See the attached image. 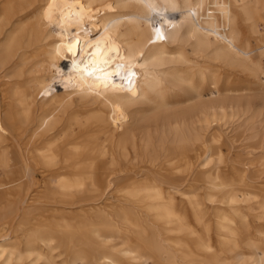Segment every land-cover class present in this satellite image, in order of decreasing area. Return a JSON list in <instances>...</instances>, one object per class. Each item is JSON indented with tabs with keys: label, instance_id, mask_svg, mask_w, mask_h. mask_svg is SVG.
<instances>
[{
	"label": "bare ground",
	"instance_id": "bare-ground-1",
	"mask_svg": "<svg viewBox=\"0 0 264 264\" xmlns=\"http://www.w3.org/2000/svg\"><path fill=\"white\" fill-rule=\"evenodd\" d=\"M261 5L0 0V185L15 223L53 209L0 264H264Z\"/></svg>",
	"mask_w": 264,
	"mask_h": 264
},
{
	"label": "rangeland",
	"instance_id": "rangeland-1",
	"mask_svg": "<svg viewBox=\"0 0 264 264\" xmlns=\"http://www.w3.org/2000/svg\"><path fill=\"white\" fill-rule=\"evenodd\" d=\"M258 11L264 15V5L262 6H258ZM262 10V11H261ZM236 13L238 12L237 9L235 10ZM238 24L240 25L241 22L240 20L238 19ZM243 27V26H241ZM262 28H263V25L262 24H258V27L256 28V34H253V33H248V32H245V40L248 41L249 45L251 46V49L253 48H256L255 44H254V40L255 39H259L263 37V33H262ZM247 36V37H246ZM258 52H256V54L254 55L256 59H258ZM261 66L262 68L264 69V56L261 57ZM5 81V79H4ZM238 82L241 83V84H245L247 83L246 81V78L245 76H240L239 79H238ZM0 84H3V82H0ZM58 87L60 89H62V87L60 85H58ZM255 88V87H254ZM256 89V88H255ZM253 98L255 99L254 101H256V103H259V104H262V106H264V92L261 93V92H257V91H254L253 94H252ZM259 98V99H258ZM78 106H74L71 107L70 109H67L66 107H61V106H58L56 107L55 110H53L52 112H54L53 114H57L59 116H62L66 113H70L71 110H75ZM261 120V119H260ZM262 125V126H261ZM263 127V128H262ZM257 128L259 130H263L264 129V122L263 121H260L259 124L257 125ZM28 139L27 136L24 137V141L26 142ZM2 148L4 149H7V150H11L10 147L11 145H9L8 143H3L2 145ZM25 149L27 150V152L29 153L28 155V158L30 160H33L35 158L36 155L39 154V151L37 149H39L38 147H34L32 148V146H27L25 147ZM11 156L13 159H15L14 157V151H12L11 153ZM37 182H41V178L37 177L35 178ZM5 186H12L11 183H6ZM53 209L52 208H47V207H44L43 205L39 204V205H36V206H33L29 209V214L27 216V219L23 222H18L16 221L13 222V215L11 214V210L9 208V206L7 205V203H1L0 202V234H3L5 233L6 229L12 224V235L13 236H16V237H21L23 240H30L31 238V235L33 234V224H35L37 221L38 222H42L43 218L46 216V215H49L50 212L52 211ZM104 210L106 213H110L111 212V208L108 207V206H104ZM6 221V223L2 224V222ZM12 222V223H11ZM253 227L252 229L254 230V232H256V230L258 229H262L263 227ZM211 235L213 236V238L218 242L219 239V235L217 233V230L215 228H212L211 229ZM164 236L167 237V238H170V237H173V236H168L166 233H164ZM218 245V244H217ZM216 245V246H217ZM52 248L55 249L54 252H52V254L57 257V261H63L66 259L65 255H64V249L61 247V243L60 241H58V239L55 241V243H53L52 245ZM217 250H220V247L217 246L216 248ZM167 250H163V253H159L161 254L162 256L160 257V263L161 264H171L170 263V259L172 258L173 254L169 253V256L166 254ZM222 253H224V255L222 256L221 259H225V260H231V257H232V253H230V248H226L224 250H221ZM58 253V254H57ZM200 257H204V255H199ZM143 262L145 264H153L154 261L152 258H147L145 260H143ZM79 264H82V263H79Z\"/></svg>",
	"mask_w": 264,
	"mask_h": 264
},
{
	"label": "crops",
	"instance_id": "crops-1",
	"mask_svg": "<svg viewBox=\"0 0 264 264\" xmlns=\"http://www.w3.org/2000/svg\"><path fill=\"white\" fill-rule=\"evenodd\" d=\"M12 186L0 185V202L1 203H12L14 200H18L24 195V190L15 191ZM6 223V221L2 222V224ZM1 225V224H0Z\"/></svg>",
	"mask_w": 264,
	"mask_h": 264
}]
</instances>
